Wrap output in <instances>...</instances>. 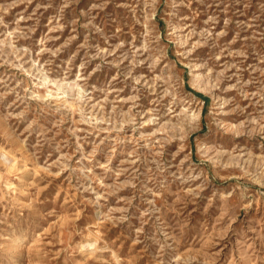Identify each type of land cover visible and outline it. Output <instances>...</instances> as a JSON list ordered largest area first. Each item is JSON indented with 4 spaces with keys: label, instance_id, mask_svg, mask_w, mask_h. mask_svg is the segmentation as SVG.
Returning <instances> with one entry per match:
<instances>
[{
    "label": "rangeland",
    "instance_id": "rangeland-1",
    "mask_svg": "<svg viewBox=\"0 0 264 264\" xmlns=\"http://www.w3.org/2000/svg\"><path fill=\"white\" fill-rule=\"evenodd\" d=\"M0 264H264V0H0Z\"/></svg>",
    "mask_w": 264,
    "mask_h": 264
},
{
    "label": "bare ground",
    "instance_id": "bare-ground-1",
    "mask_svg": "<svg viewBox=\"0 0 264 264\" xmlns=\"http://www.w3.org/2000/svg\"><path fill=\"white\" fill-rule=\"evenodd\" d=\"M93 250V249H92Z\"/></svg>",
    "mask_w": 264,
    "mask_h": 264
}]
</instances>
